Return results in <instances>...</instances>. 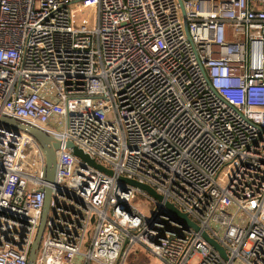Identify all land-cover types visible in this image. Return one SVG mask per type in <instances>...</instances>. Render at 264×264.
Returning a JSON list of instances; mask_svg holds the SVG:
<instances>
[{
    "label": "built area",
    "instance_id": "built-area-1",
    "mask_svg": "<svg viewBox=\"0 0 264 264\" xmlns=\"http://www.w3.org/2000/svg\"><path fill=\"white\" fill-rule=\"evenodd\" d=\"M0 116L62 143L47 184L38 143L0 124V264H27L44 186L34 264H123L135 245L264 264V0H0Z\"/></svg>",
    "mask_w": 264,
    "mask_h": 264
},
{
    "label": "water",
    "instance_id": "water-1",
    "mask_svg": "<svg viewBox=\"0 0 264 264\" xmlns=\"http://www.w3.org/2000/svg\"><path fill=\"white\" fill-rule=\"evenodd\" d=\"M182 15L184 28L187 32L186 19L183 10ZM0 124H3L7 130H11L14 132H24L38 143L45 156V168L42 178L45 183L51 184L54 179L55 171V151L61 148L62 143L53 138L51 135L39 130L38 128H35L34 126L16 121L6 116H0ZM64 147L71 150V155L73 158H79L80 160L91 166L93 169L108 175H112V172L110 170H107L101 165L97 164L92 158L82 152L73 143L68 141L64 144ZM118 180L131 187L137 188L142 192L147 193L157 202L158 208L163 207L164 209H166V211L172 216V219L175 222L182 223L184 226L192 228L194 231L199 230L198 226L194 222H192L186 214L181 213L172 203L168 202L167 200H164L163 196L156 193L155 190L150 186L139 183L136 180L127 179L124 177H119ZM40 192L43 194V205L40 212L39 222L36 227L34 240L27 258V264H34L49 212L51 190L48 186H44L40 189ZM160 203H162V206L160 205ZM202 237L224 260L227 259L224 249L214 239L210 238L205 232L202 233Z\"/></svg>",
    "mask_w": 264,
    "mask_h": 264
},
{
    "label": "rangeland",
    "instance_id": "rangeland-1",
    "mask_svg": "<svg viewBox=\"0 0 264 264\" xmlns=\"http://www.w3.org/2000/svg\"><path fill=\"white\" fill-rule=\"evenodd\" d=\"M109 119V117H107ZM123 264H165L141 246H133ZM194 264V263H193ZM236 264H242L239 261Z\"/></svg>",
    "mask_w": 264,
    "mask_h": 264
}]
</instances>
